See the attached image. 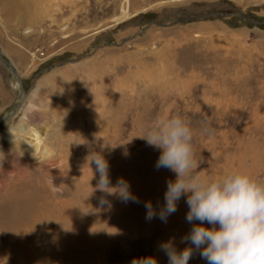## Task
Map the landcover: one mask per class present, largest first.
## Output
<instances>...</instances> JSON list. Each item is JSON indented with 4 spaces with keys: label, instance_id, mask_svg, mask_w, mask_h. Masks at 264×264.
Segmentation results:
<instances>
[{
    "label": "rangeland",
    "instance_id": "374dc122",
    "mask_svg": "<svg viewBox=\"0 0 264 264\" xmlns=\"http://www.w3.org/2000/svg\"><path fill=\"white\" fill-rule=\"evenodd\" d=\"M177 113L191 121L197 173L264 179V0H0L3 260L168 264L162 245L190 246L186 196L159 218L176 174L143 139ZM30 127L40 140L28 155ZM102 149L111 184L123 178L138 202L94 191L83 159ZM189 264L208 262L195 251Z\"/></svg>",
    "mask_w": 264,
    "mask_h": 264
},
{
    "label": "clouds",
    "instance_id": "9594fccd",
    "mask_svg": "<svg viewBox=\"0 0 264 264\" xmlns=\"http://www.w3.org/2000/svg\"><path fill=\"white\" fill-rule=\"evenodd\" d=\"M194 136L191 121L177 113L158 117L143 137L149 146L161 151L155 167L176 174V179L167 183L159 218L166 222L177 211L182 196L187 197L189 207L186 220L192 227L181 242L190 246L177 251L171 241L162 245L168 264H189L195 251L208 264H264V179L248 170H235L214 179L197 173L202 160ZM102 153L103 149L91 155L90 164L95 165V173L99 174L94 191L116 195L124 202H138L123 178L115 186L111 184L110 166ZM99 202L103 207L107 200L101 197ZM145 208L146 219L157 215L150 202ZM133 264H156V261L148 257Z\"/></svg>",
    "mask_w": 264,
    "mask_h": 264
},
{
    "label": "bare ground",
    "instance_id": "6f19581e",
    "mask_svg": "<svg viewBox=\"0 0 264 264\" xmlns=\"http://www.w3.org/2000/svg\"><path fill=\"white\" fill-rule=\"evenodd\" d=\"M28 32V31H27ZM26 32V33H27ZM40 88V87H39ZM37 91H38V89H37ZM37 91H35L34 93H33V95L34 96H36V92ZM29 102H30V100H29ZM26 109V108H25ZM26 116V114L24 113L23 114V119H24V117ZM32 127H30L29 128V130H27V132H25V136H29V137H31L32 138V140H28L27 141V143L24 145H22V147H19L20 149H22V151H23V153H25V154H28V155H30V154H32V153H35L37 150H38V148H39V133H38V129L37 128H34V129H31ZM19 131H21L22 133H23V131H24V128H19ZM45 153H46V151H45ZM48 156V155H47ZM91 156V155H90ZM93 158V157H92ZM92 158H89V159H87L86 158V156L84 157V159H83V162H85V161H87V160H90L91 161V159ZM90 161H88L89 163H90ZM2 164H0V166H1ZM20 167V166H19ZM58 187V186H57ZM59 187H61V184L59 185ZM62 188V187H61ZM52 195H53V193H52ZM52 195H49V196H51V197H49L50 198V200L52 201V202H56V198L57 197H60L61 198V191H58V193H56L55 194V196H52ZM63 195V194H62ZM53 205H54V207H55V210H53V212H52V214H56V216H58L57 214H60L61 212H58L59 211V205H57V203L56 204H54L53 203ZM48 212H51V211H48ZM51 214V215H52ZM38 225H41L40 223L38 224ZM36 229H40V231H41V229H42V227H37ZM44 230V229H43ZM38 231V230H37ZM75 248V247H74ZM84 258V257H83ZM14 261H16V259H14L13 260V262ZM9 263H11L12 264V258H10V260H8L7 259V261H5V259L3 260V256L1 257L0 256V264H9ZM18 264V263H17Z\"/></svg>",
    "mask_w": 264,
    "mask_h": 264
}]
</instances>
